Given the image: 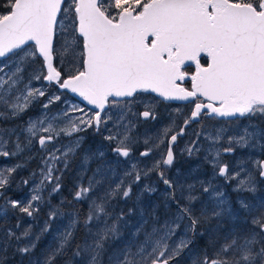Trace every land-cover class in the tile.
<instances>
[{
	"label": "snow or ice",
	"instance_id": "1",
	"mask_svg": "<svg viewBox=\"0 0 264 264\" xmlns=\"http://www.w3.org/2000/svg\"><path fill=\"white\" fill-rule=\"evenodd\" d=\"M54 86L94 107L64 101L51 113L62 99L49 94ZM146 93L160 99H140ZM162 101L193 107L187 116L175 109L168 125L141 136L139 124L155 121ZM35 105L39 116L0 127V160H15L0 163V219L10 212L35 219L42 205L47 219L38 231L21 230L19 218L6 226L0 264L9 250L18 264H56L69 251L66 264H180L185 256L189 264H264V196H256L264 182V0H0V122L20 120ZM221 118L227 126L202 127L180 150L211 174L201 178L198 164L169 176L178 139L193 123ZM89 131L100 138L94 148L81 135ZM62 137L69 143L58 144ZM37 148L38 169L18 175ZM238 149L250 151L234 163L223 159ZM78 153L72 201L53 206ZM152 175L167 189L163 207L176 205L162 223L160 205H142L158 190L142 184ZM141 184L134 207L116 214L113 201L131 200ZM13 185L27 193L9 196ZM73 202L86 210H62ZM65 217L37 257L42 238Z\"/></svg>",
	"mask_w": 264,
	"mask_h": 264
},
{
	"label": "rangeland",
	"instance_id": "2",
	"mask_svg": "<svg viewBox=\"0 0 264 264\" xmlns=\"http://www.w3.org/2000/svg\"><path fill=\"white\" fill-rule=\"evenodd\" d=\"M57 48H59V44H57ZM56 62V61H54ZM65 67H67V64H65ZM27 74V73H26ZM35 86H40L39 82H37L35 84ZM49 94L53 95V94H58L61 95L62 99L61 101L56 102L55 104H53L49 111L51 113H57L59 111H61L62 109L66 108V105L64 103V101H68L71 104H75L78 105L80 108H83L85 112H87L89 110V108L85 107L83 104H81L80 102H78L74 97H72L71 95H69L66 91H61L59 90L57 87H51L49 89ZM159 99L154 95H143L142 97H140V99H148V100H152V99ZM43 100V98H42ZM156 107V113H157V119L155 121H147V122H142L139 124L137 132L139 134H142L145 131H148V133L150 135H153L156 133L157 130L162 129L164 126L168 125L170 123V116L172 114H174V110L179 108L182 113L184 114V116H187L190 113L191 108L193 107L192 104H183V105H174L171 106L169 104H166L165 102H159L156 103L155 105ZM143 107H139V108H134L133 111H143ZM40 106L39 105H35L33 106L28 113L26 114L25 117H23L20 120H14V121H8V122H0V127H12L13 125L16 124H21L23 123L24 120L27 119L28 116H32L33 118H35L36 116L40 115ZM73 115H79L78 113L73 114ZM177 123H182L181 120H177ZM213 122H204L201 124L195 123L192 124L190 128L187 129V135H185L181 141H179L178 145L174 148V151L176 153L177 156V162L174 168H172L169 171V176H174L175 175V168L178 167L181 169V171L185 174H188L192 168H194L196 165H201L199 172L197 173L201 178H207L210 174H211V168L210 166H208L207 164H204L202 162L201 159H196V158H187L186 156H182L180 154V150L183 149L185 147V144L190 140V139H194V135L193 133L195 131L200 130L202 127L207 130V131H212L214 128H219L221 126H227L224 125V122L222 124H213ZM241 125L246 124L247 121L246 120H241L239 122ZM109 127H111V125H109ZM106 134V133H105ZM81 135H84L86 137V142H85V147H88L89 145H91L93 148L99 143V137H96L93 135V133L91 131L87 132V133H81ZM69 143L67 138H61L58 141V144H67ZM207 145L205 144V147ZM143 144H140L138 146V150L136 155L138 156V151L143 150ZM250 150L244 149V150H240L238 149L235 153V155H225L223 157V159L225 161H229V162H235L236 159H239L241 157H246L248 155ZM35 154L36 158L31 160V162L29 163L28 167L24 170H22L18 175H22L27 177L30 173V171L38 169L39 165H40V158L44 155V153L39 152L38 148L37 149H33V153H26V155H33ZM203 155V153H201V156ZM257 155H259V153H257ZM109 159H115L114 156L111 155V153H109L108 156ZM135 159V157H134ZM15 162V160H10V161H3L0 160V163H13ZM80 163V153L77 154L75 160H73L70 171L65 173L62 179V184H63V188L61 190L60 193L55 194L51 197L50 203L53 206L59 205L60 201L62 199H67L68 201H72V195L71 193L74 191V181L76 178V173L78 171V166ZM91 168L95 167V164L93 163L91 166ZM123 167H127V165H123ZM90 174V172H89ZM37 179H39V177H37ZM151 182L154 184V186L158 189L157 192L148 195L145 194L142 197V205L145 209H150L153 205H160L159 209L157 210V215L160 216V222L162 223L163 220L166 218L167 215H170L171 213H174L176 211V205L169 202V209H165L163 207V197L162 194L164 192L167 191L166 187L160 183L157 179V177L155 175H152L148 181H142L143 183H148ZM142 184L140 186H136L133 189V197L131 200H128L127 202L122 201V200H115L113 201V208L116 214H119V212L121 210H123L125 213H127L129 208L134 207V202L136 199V195L139 192V188L142 186ZM258 192L256 193V196H264V182H261L258 185ZM230 192V188L228 189ZM27 193V188H24L22 191H16L15 190V185H13V188L9 190L8 195L9 196H20V195H25ZM234 195V194H233ZM249 196V199H251V194H245ZM45 196L47 197V193H45ZM202 199H206V197H202ZM0 203H2V201H0ZM199 206V205H197ZM42 211L41 213L35 218V219H31L28 218L26 216H22L21 214H19L18 212L9 213L8 219L7 221H5L4 219L1 221L2 222V226L0 227V232H2L4 230V228L6 226H11L14 225L16 223L17 218H19L21 220V230L26 227L29 224H33L34 229L36 231L39 230V226L43 224V221L45 219H47L46 213L48 211V207L46 205H42ZM72 208H83L84 210H86L87 205L86 204H77L75 202H73L71 205L65 204L63 207V211L68 212L71 211ZM133 223H138L140 221V215L139 212L137 211L133 216L130 217ZM67 222V218H62L60 220H57L52 228V230L47 233L41 240L40 244L38 245L35 255L37 257H39L41 255V251L48 246L49 244L53 243L54 240V235L57 231V228L61 227L63 223ZM149 229L151 228V222H149L148 225ZM83 233L82 231H78L76 233V237L80 236V239L82 237ZM129 239L128 237V233L127 231L125 232V240ZM211 251V249L209 250ZM71 257V252L69 251V253L66 254L65 257L62 258H58L56 260V264H66L67 261L70 260ZM19 261V257L16 256L14 257L12 255L11 250L8 251L7 253V262L6 264H18ZM180 264H189V261L187 259V256L184 257L183 260H181Z\"/></svg>",
	"mask_w": 264,
	"mask_h": 264
},
{
	"label": "water",
	"instance_id": "3",
	"mask_svg": "<svg viewBox=\"0 0 264 264\" xmlns=\"http://www.w3.org/2000/svg\"><path fill=\"white\" fill-rule=\"evenodd\" d=\"M47 82H45V84H46ZM66 92H68L71 96H73L75 99H77L78 101H80L83 105H85V106H87V107H89V108H93L94 106H92V105H89L88 103H87V101H85L82 97H80V96H78L77 94H75V93H71L70 91H68V90H65ZM151 94H153V95H155L156 96V94L155 93H151ZM166 102H173V103H179V104H185V103H189L188 101H166ZM222 119V118H221Z\"/></svg>",
	"mask_w": 264,
	"mask_h": 264
},
{
	"label": "flooded vegetation",
	"instance_id": "4",
	"mask_svg": "<svg viewBox=\"0 0 264 264\" xmlns=\"http://www.w3.org/2000/svg\"><path fill=\"white\" fill-rule=\"evenodd\" d=\"M186 87L190 88V84L189 82L185 83L184 84ZM55 87V86H54ZM144 95H148V94H144ZM166 104H169L171 106H174V105H177V104H173V103H166ZM213 122L215 121L214 119H202L198 124H201V123H204V122ZM219 121V120H218ZM217 122V121H216ZM194 124V123H193Z\"/></svg>",
	"mask_w": 264,
	"mask_h": 264
},
{
	"label": "trees",
	"instance_id": "5",
	"mask_svg": "<svg viewBox=\"0 0 264 264\" xmlns=\"http://www.w3.org/2000/svg\"><path fill=\"white\" fill-rule=\"evenodd\" d=\"M188 70L189 71H192L193 69L192 68H189ZM2 220L3 219H0V227L2 226V222H1ZM76 238H77V240H80V236H77Z\"/></svg>",
	"mask_w": 264,
	"mask_h": 264
}]
</instances>
